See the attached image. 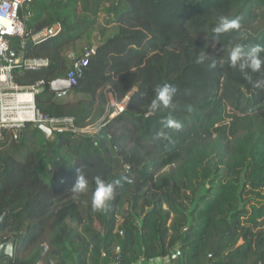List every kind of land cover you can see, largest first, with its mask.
<instances>
[{
	"label": "trees",
	"instance_id": "trees-1",
	"mask_svg": "<svg viewBox=\"0 0 264 264\" xmlns=\"http://www.w3.org/2000/svg\"><path fill=\"white\" fill-rule=\"evenodd\" d=\"M28 10L29 35L60 30L26 50L11 40L24 58L49 61L17 66L14 82L45 81L37 107L94 130L53 140L32 122L5 130L0 243L17 240L0 264H264V69L249 80L227 61L236 44L264 45V0H33ZM221 16L240 29L216 36ZM80 40L93 51L78 96L58 99L49 82L67 76ZM164 84L177 92L153 110ZM169 117L181 127L165 126ZM78 168L84 193L71 191ZM97 176L122 185L102 211Z\"/></svg>",
	"mask_w": 264,
	"mask_h": 264
},
{
	"label": "built area",
	"instance_id": "built-area-1",
	"mask_svg": "<svg viewBox=\"0 0 264 264\" xmlns=\"http://www.w3.org/2000/svg\"><path fill=\"white\" fill-rule=\"evenodd\" d=\"M32 2L33 0H0V138L3 137L6 129H11L17 136L18 131L27 122L34 124L43 122L51 126L54 133L67 130L91 133L94 126L77 128L72 116L51 117L37 107L35 95L39 87L45 84V81L39 80L32 85H18L14 82L13 70L17 66L24 69H37L49 63L47 58H24L12 46L11 40L14 37H21L24 42L27 39L37 41L50 35L49 29L31 35L27 32L22 13L24 16L30 14L28 7ZM92 51L91 48H85L83 54L74 59L72 67L65 78L77 85V76L82 74L83 68L88 65ZM49 86L51 88V82H49ZM54 92L56 98L66 99L70 96L72 90H57ZM122 109L123 107L120 108V110ZM114 112L117 113L118 110ZM45 248L47 249V246ZM116 249L119 250V247ZM176 254H181L180 248L177 249Z\"/></svg>",
	"mask_w": 264,
	"mask_h": 264
},
{
	"label": "clouds",
	"instance_id": "clouds-1",
	"mask_svg": "<svg viewBox=\"0 0 264 264\" xmlns=\"http://www.w3.org/2000/svg\"><path fill=\"white\" fill-rule=\"evenodd\" d=\"M241 27L238 19H230L225 16H221L219 23L212 29V32L219 36L222 33L229 32L232 30H239ZM205 53L201 52L198 57V62H202L205 59ZM227 61L231 67H238L240 72L244 74L246 79H251L249 75V70L252 73L260 72L264 69V45H253L251 47L245 48L241 44H236L233 46L227 55ZM223 63V61L221 62ZM216 64L213 62L212 67ZM256 87L264 88V80H259L256 82ZM156 98L152 101L151 108L156 110L161 105L165 108L169 107L172 103L173 97L175 96L177 89L174 85L164 84L162 86H157ZM167 127H174L179 129L181 124L169 117L166 121ZM159 136H163V133H158ZM123 179L127 180V177ZM131 182V181H128ZM88 180L82 174L81 168L77 169V179L71 187V191L77 193H84L88 189ZM95 190L92 194V207L94 210L102 211L107 206L108 201L114 198L116 194V189L121 187V180L117 179L111 182H106L100 176L95 178Z\"/></svg>",
	"mask_w": 264,
	"mask_h": 264
},
{
	"label": "water",
	"instance_id": "water-1",
	"mask_svg": "<svg viewBox=\"0 0 264 264\" xmlns=\"http://www.w3.org/2000/svg\"><path fill=\"white\" fill-rule=\"evenodd\" d=\"M60 28L59 24H56L55 26H53L52 28L49 29V33L51 35H54L57 33L58 29ZM34 43V41H32L31 39H27L22 43V49L26 50L29 46H31ZM99 46V44H97L94 47V51L97 49V47ZM82 77V74H79L77 76V80L79 81ZM76 88V85L73 84L70 80H68L67 78H57L55 80H53L51 82V89L53 91H59V90H74ZM117 113L112 112V114L110 115V117H114ZM35 125L40 128L46 135V139H51L53 140L55 135H54V131L51 128V126L43 123V122H37L35 123ZM5 213H3L0 216V222L4 219L5 217ZM16 240H17V235H13L11 238H9L8 240L0 243V259L3 257H14L15 254V247H16ZM175 257H177V254L174 255Z\"/></svg>",
	"mask_w": 264,
	"mask_h": 264
},
{
	"label": "crops",
	"instance_id": "crops-1",
	"mask_svg": "<svg viewBox=\"0 0 264 264\" xmlns=\"http://www.w3.org/2000/svg\"><path fill=\"white\" fill-rule=\"evenodd\" d=\"M87 43L84 41V40H80L78 41L72 48V50H69L68 51V54L73 57L74 59L76 57H80L82 54H83V50L85 49ZM77 93H74L73 90L70 94V96L68 98H66L65 100L69 99V100H73L77 97ZM112 104H114L112 101H111ZM124 104V103H123ZM167 261L166 258H162L161 259H158V260H155L153 261V264H159V263H165Z\"/></svg>",
	"mask_w": 264,
	"mask_h": 264
},
{
	"label": "rangeland",
	"instance_id": "rangeland-1",
	"mask_svg": "<svg viewBox=\"0 0 264 264\" xmlns=\"http://www.w3.org/2000/svg\"><path fill=\"white\" fill-rule=\"evenodd\" d=\"M111 96V101L113 102V103H115L114 102V100H113V96L112 95H110ZM123 107V109H124V107H125V105L122 103V105L121 104H116V110H118V112L120 111V108H122ZM115 110V111H116Z\"/></svg>",
	"mask_w": 264,
	"mask_h": 264
}]
</instances>
